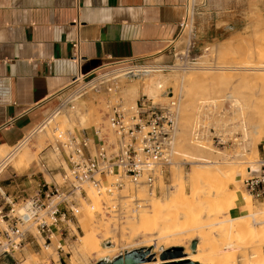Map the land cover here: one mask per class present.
<instances>
[{
    "label": "rangeland",
    "instance_id": "374dc122",
    "mask_svg": "<svg viewBox=\"0 0 264 264\" xmlns=\"http://www.w3.org/2000/svg\"><path fill=\"white\" fill-rule=\"evenodd\" d=\"M187 4L184 24L160 61L149 58L107 69L103 72L111 71L107 75L109 81L96 88L88 84L95 76L73 82L55 98L54 106L46 115L49 116L44 118L45 121L28 130L26 139L14 147H0V189L6 195H14L16 192L20 195L23 189L30 194L35 182L43 180L42 175L38 173L40 159L43 158L49 167L55 166V156L51 149L56 142L54 128L64 133L67 130L73 133L81 128L106 124L108 101L113 102L117 98L124 103L133 104L142 95H146L156 102L167 103L172 93L174 98L178 99L177 127L170 155L172 164L166 168L164 184L160 183L159 189L154 193L145 186L121 193L130 198H137L136 195H139L137 199L142 200L139 207H135L131 199L121 201L115 195L98 196L88 190L94 209L88 210L82 203L79 227L77 231L71 230L66 236V244L82 238L93 228L102 248L106 245L118 246L113 254L116 257L132 250L128 244H138L145 238L133 226L137 225V215L146 212L149 216L154 199L163 204L168 191H179L176 184L181 182V179H184L183 191L186 197L190 196L196 187L201 190L200 195L205 197L204 191L209 184L204 183L200 177L196 179L197 171L237 167L229 189H235L238 194L246 193L243 184V180L249 176L246 170L255 167L260 143L264 140V82L252 79L253 75L264 70V62L259 58L260 52L256 54L259 47L251 46L264 23V0H188ZM261 45L260 48L264 47V41ZM237 54L241 57L236 56ZM129 66L145 67L140 69L150 71L144 73L145 75L142 72L125 74L128 70L123 69L112 72ZM167 66L173 68L168 69ZM220 67L226 68L225 71ZM233 69H239L238 73L242 77L234 71L233 74ZM222 73L224 74L220 75ZM226 73L227 78H224ZM157 81L162 82L161 87L157 86ZM110 87L116 91H109ZM227 88H230V94H220ZM75 89H80L74 95L72 104L75 108L66 106L60 112L55 111L62 98ZM21 155L24 159H20ZM33 173L36 175H32ZM44 177L49 181L48 176ZM192 178L196 180V187H193L192 183L189 184V179ZM21 194L25 196L24 193ZM93 194L96 197H93ZM195 195L198 197L199 193ZM249 199L254 211L264 213L262 201H255L250 197ZM200 203L197 204L202 207ZM105 207L108 209L105 210ZM242 209L233 208L228 213H237ZM228 213L223 212L221 216ZM159 215H162V212H159ZM0 225L2 226L1 222ZM105 230L109 231L106 236ZM154 235L155 232L152 236ZM254 239L255 236H252V241ZM58 240L60 238H55L48 249L40 250L27 246L20 256L24 260L23 264H96L100 261L95 252L90 253L85 247H65L64 242L61 243L64 251L57 253L55 245ZM179 242H182V245H179L183 249L186 239L180 238ZM159 248L153 245L146 249L159 256L163 245ZM248 249L250 247L242 252L247 254L248 261H256L254 259L257 256L254 250H251L254 248ZM263 249L264 245L261 246L262 257ZM10 264L14 263L11 261Z\"/></svg>",
    "mask_w": 264,
    "mask_h": 264
},
{
    "label": "built area",
    "instance_id": "2783aa9c",
    "mask_svg": "<svg viewBox=\"0 0 264 264\" xmlns=\"http://www.w3.org/2000/svg\"><path fill=\"white\" fill-rule=\"evenodd\" d=\"M140 68L145 67L129 66L112 72L123 69L128 70L127 74L139 73L134 71ZM109 73L96 74L88 84L96 88L106 83ZM78 80L77 77L73 82ZM112 89L115 90L110 87L109 91ZM79 90L62 98L55 111L60 112L66 106L74 109V95ZM169 99L167 103H160L142 95L135 103L128 104L117 98L108 101L106 124L73 133L54 128L56 142L51 149L55 166L49 167L40 159L38 173L43 180L35 182L30 194L23 189L20 195L17 192L6 195L0 189V264L11 261L23 264L20 256L27 246L48 249L55 238H60L55 245L56 252H63L66 236L79 227L82 203L88 210L94 209L88 190L98 196L115 195L121 201L131 199L139 207L142 200L121 193L140 186L152 193L159 189L160 183L164 184L166 168L172 164L170 155L177 127L178 99L172 93ZM254 168L243 180L244 188L253 200L264 204V140Z\"/></svg>",
    "mask_w": 264,
    "mask_h": 264
},
{
    "label": "crops",
    "instance_id": "0c3cea01",
    "mask_svg": "<svg viewBox=\"0 0 264 264\" xmlns=\"http://www.w3.org/2000/svg\"><path fill=\"white\" fill-rule=\"evenodd\" d=\"M187 2L0 0V147L16 146L40 125L75 78L160 61Z\"/></svg>",
    "mask_w": 264,
    "mask_h": 264
},
{
    "label": "bare ground",
    "instance_id": "6f19581e",
    "mask_svg": "<svg viewBox=\"0 0 264 264\" xmlns=\"http://www.w3.org/2000/svg\"><path fill=\"white\" fill-rule=\"evenodd\" d=\"M258 28L259 27H257V29ZM258 30L257 32L259 33ZM257 35L258 36H255L254 40L251 42V46L259 47L257 48L256 54L260 52L259 58L261 57V62H264V47L260 48L261 43L264 41V23L260 26V34ZM238 55L240 56V54L236 56ZM225 69L222 70L225 71ZM149 71L150 69H136L134 72H142L144 74ZM233 71L236 75H240V73H238L239 69H233L232 72ZM223 74L224 73L220 75ZM227 75L226 73L224 78ZM240 77L242 76L240 75ZM252 77V79H258L260 82H264V70ZM220 78H222V76H220ZM248 78L250 79V77ZM161 84L162 82H158L157 86L161 87ZM229 89H224L220 94H230L228 91ZM20 159H24L22 155ZM207 166L209 167L210 165ZM224 169L221 168L216 171L205 169L196 172V179L200 177L204 183L209 184V187L204 191L205 197L200 195L201 190L195 186L194 183H196V180L192 178L189 179V184L192 183L193 187L196 188L190 196H185L183 191L184 184L182 181L184 179H181V182L176 184L179 186V191H168L165 195L166 199L163 200V204H159L158 199H154L151 204L152 210H150L152 213L149 216L145 214L146 212L137 215V225H133L145 238L138 244H128V247L135 250L146 249L153 245L155 248H159L163 245L164 250L172 247H181L180 245L182 244L180 243L182 242H179V239L185 238L187 242H185L186 245L183 247V256L175 260L188 259L200 264H264V256L262 257L261 255V246L264 245V213L263 211L257 212L252 209V204L249 199L251 196L247 192L248 195L243 192L238 194L235 192V189L234 191H230L229 185L234 181L237 167L236 169L234 167H229L227 170ZM254 169V167L252 170L249 168L246 170V173L250 174ZM242 171L244 170L242 169ZM197 193H199L198 197L195 195ZM212 193L214 196H211ZM136 196L138 198L139 195ZM93 197L96 196L93 194ZM210 197L211 199H209ZM198 202H201L200 204H202V207L198 206ZM239 207L243 208L242 211L238 210L237 213L233 214L228 213L231 209ZM159 212H162V215H159ZM223 212H227L228 214L226 216H221ZM179 216L184 217L179 218ZM133 226L132 228H134ZM132 230L134 231V229ZM95 232L96 231L92 228L90 231H87L82 238L73 242H68L66 245H71L75 248L85 247L90 253L95 252L99 260L111 261L116 257L113 254L117 251L118 246L113 247L112 245H106L105 248H102L100 246V241L96 238ZM108 232L106 231L105 236L109 234ZM153 232H155L154 236H152ZM252 236H255L254 241H252ZM192 240H196L197 245L195 250L189 251ZM120 247L122 246L120 245ZM249 247L250 249L254 248L251 250H254V254L257 256V259H254L256 261H248L247 254L242 252ZM241 252L243 253L242 255L240 254ZM161 263H163V261L159 258L158 254H156L153 260L142 264Z\"/></svg>",
    "mask_w": 264,
    "mask_h": 264
},
{
    "label": "water",
    "instance_id": "95a60500",
    "mask_svg": "<svg viewBox=\"0 0 264 264\" xmlns=\"http://www.w3.org/2000/svg\"><path fill=\"white\" fill-rule=\"evenodd\" d=\"M197 245L196 240H192L190 243V249L195 250ZM183 256V249L181 247H172L164 249L159 253V258L163 261L161 264H200L188 259H180ZM155 258V255L151 253L150 249H135L126 251L123 254L118 255L111 261L107 262L104 260L98 261L96 264H142L149 262ZM175 260V261H171ZM169 261V262H165Z\"/></svg>",
    "mask_w": 264,
    "mask_h": 264
}]
</instances>
